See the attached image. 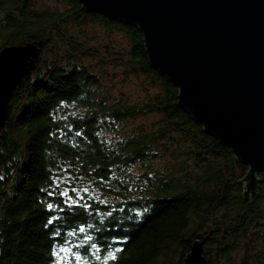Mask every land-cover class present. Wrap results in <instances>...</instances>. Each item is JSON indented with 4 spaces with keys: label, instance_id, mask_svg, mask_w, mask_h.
<instances>
[{
    "label": "trees",
    "instance_id": "obj_1",
    "mask_svg": "<svg viewBox=\"0 0 264 264\" xmlns=\"http://www.w3.org/2000/svg\"><path fill=\"white\" fill-rule=\"evenodd\" d=\"M45 1L0 0V48L43 41L0 135V264H183L205 235L208 264H264V174L245 200L237 180L246 166L176 105V86L149 66L137 28L77 0ZM94 22L125 34L127 58L67 29ZM53 36L69 48L47 50ZM82 56L122 66L146 101L111 95ZM139 74L160 91L150 95ZM151 112L156 121L136 122Z\"/></svg>",
    "mask_w": 264,
    "mask_h": 264
},
{
    "label": "water",
    "instance_id": "obj_2",
    "mask_svg": "<svg viewBox=\"0 0 264 264\" xmlns=\"http://www.w3.org/2000/svg\"><path fill=\"white\" fill-rule=\"evenodd\" d=\"M86 12L132 25L149 66L177 88V103L246 166L245 200L264 174V0H77ZM42 40L0 48V135L15 88L39 61ZM195 239L183 264H208Z\"/></svg>",
    "mask_w": 264,
    "mask_h": 264
},
{
    "label": "rangeland",
    "instance_id": "obj_3",
    "mask_svg": "<svg viewBox=\"0 0 264 264\" xmlns=\"http://www.w3.org/2000/svg\"><path fill=\"white\" fill-rule=\"evenodd\" d=\"M45 3L50 8L57 7L62 9L60 3H57L55 0H47ZM67 29L75 36V39L80 41L85 47L94 48L107 57L121 55L127 58L129 43L125 34L120 30H116L112 27L108 29L104 24L98 22L89 23L81 27L70 24ZM53 37L47 46V50L61 53L69 48L61 39ZM48 55L50 54L48 53ZM80 60L84 65L90 66L94 72L101 74L105 83L112 85L111 95L119 96L121 93H124L128 99L133 102L143 103L146 101L145 93L140 83L137 82L132 74L125 72L122 66L104 64L98 57L94 56H82ZM139 76L142 85L147 88L150 95H155L160 91V86L151 77L144 74H139ZM158 117V113L151 112L143 117L137 118L136 122L150 124L156 121ZM184 144L186 147V143Z\"/></svg>",
    "mask_w": 264,
    "mask_h": 264
},
{
    "label": "snow or ice",
    "instance_id": "obj_4",
    "mask_svg": "<svg viewBox=\"0 0 264 264\" xmlns=\"http://www.w3.org/2000/svg\"><path fill=\"white\" fill-rule=\"evenodd\" d=\"M63 195H67V192L63 193ZM49 207H52V205H49ZM81 231H84V229H81ZM86 239H90V237H87Z\"/></svg>",
    "mask_w": 264,
    "mask_h": 264
}]
</instances>
